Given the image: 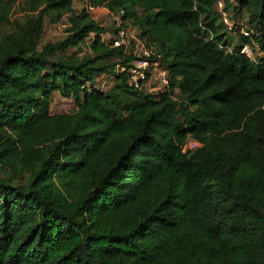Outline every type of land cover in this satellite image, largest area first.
Returning a JSON list of instances; mask_svg holds the SVG:
<instances>
[{"label":"trees","instance_id":"16d2710c","mask_svg":"<svg viewBox=\"0 0 264 264\" xmlns=\"http://www.w3.org/2000/svg\"><path fill=\"white\" fill-rule=\"evenodd\" d=\"M218 1H106L168 69L154 96L71 0L27 26L0 0V264H264V57L241 53L264 56V0H222L251 33L232 49ZM50 8L68 25L42 43ZM53 93L76 109L52 113Z\"/></svg>","mask_w":264,"mask_h":264},{"label":"rangeland","instance_id":"374dc122","mask_svg":"<svg viewBox=\"0 0 264 264\" xmlns=\"http://www.w3.org/2000/svg\"><path fill=\"white\" fill-rule=\"evenodd\" d=\"M222 6H224L223 1ZM41 8V0H16L12 14H11V21L13 23L19 24L20 26L29 25L32 20L35 19L39 9ZM216 10L218 13H220L219 5L217 3ZM26 11V12H24ZM131 11L135 14V16H139L140 11H142V7L140 4H136L132 7ZM232 12V11H231ZM233 15H228V21L231 23V27H234L232 30H230L228 27L229 25L226 24L223 19L220 16L221 21H223V25H221V31L225 33V38L228 41V45L230 49H232L235 45L239 44L241 41L240 34H242V30H240L241 27L246 26L244 22L241 20V18L244 20V16L241 14L232 12ZM55 10L53 9H47L43 14L44 19V29L41 37V42H55L60 39H62L65 36V28L67 27V17L68 13H66L63 18L59 20H55ZM136 18V17H135ZM138 20V18H136ZM126 26L128 29V38L129 40L137 39L139 34V27L140 25H134L130 23L129 20H126ZM106 33L103 35V38L106 41H109L112 37H114L113 34V24L111 20L109 19L108 25L106 27ZM88 51V44H82L81 46L71 49L69 52L76 53L78 55H82L84 52ZM263 56V55H262ZM113 84V77H102L99 78V80L96 83V86L103 89L104 91L108 90ZM149 86L146 88V91H150ZM178 94V93H177ZM176 94V97L178 95ZM51 112L52 113H69L76 109V103L74 99L72 98H64L60 96L57 93H53L51 97ZM0 175L4 178H9L10 174L1 172Z\"/></svg>","mask_w":264,"mask_h":264},{"label":"built area","instance_id":"2783aa9c","mask_svg":"<svg viewBox=\"0 0 264 264\" xmlns=\"http://www.w3.org/2000/svg\"><path fill=\"white\" fill-rule=\"evenodd\" d=\"M218 5L221 18L229 25L228 28L232 30L234 27H231L232 25L228 21V15L223 9L221 0L218 1ZM122 15V10L109 13V19L113 24L114 37L107 42H111L113 46H124L126 56L130 57L125 64H118L117 69L128 74L129 82L134 89L146 91V88L152 85L150 91L146 92L157 96L166 90L169 85V71L160 58H153L154 51L147 47L143 40L139 38L129 40L126 21L123 20ZM240 30H242L244 36L250 37L251 33L245 26L241 27ZM241 53L255 62H261L264 57L255 42L244 44L241 48ZM196 146H198V143L189 137L186 144L182 147V151L192 150Z\"/></svg>","mask_w":264,"mask_h":264},{"label":"crops","instance_id":"0c3cea01","mask_svg":"<svg viewBox=\"0 0 264 264\" xmlns=\"http://www.w3.org/2000/svg\"><path fill=\"white\" fill-rule=\"evenodd\" d=\"M106 1L107 0H71L72 7L75 10L85 9L91 15V17L97 23H99V25L102 26L105 30L107 29L106 27L108 25L109 13H110V10L108 9V7L106 5ZM24 12H26V11H24ZM66 13H68V12H66ZM66 13H64L63 16ZM68 15H69V13H68ZM63 16L61 18H63ZM106 32L107 31H105L104 34Z\"/></svg>","mask_w":264,"mask_h":264}]
</instances>
